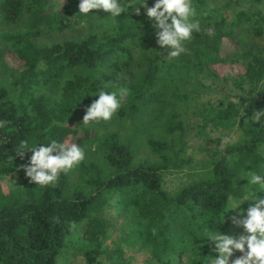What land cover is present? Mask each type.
Returning a JSON list of instances; mask_svg holds the SVG:
<instances>
[{"label": "trees", "instance_id": "1", "mask_svg": "<svg viewBox=\"0 0 264 264\" xmlns=\"http://www.w3.org/2000/svg\"><path fill=\"white\" fill-rule=\"evenodd\" d=\"M65 1L63 14L55 0H0V23L10 27L0 30V60L9 52L17 64L14 80L0 84V264H135L139 252L143 264L214 257L203 230L228 235L229 204L246 194L244 177L264 175V116L255 122L264 113V47L257 43L264 41V0H193L201 31L172 60L143 7L113 20L102 10L81 15L79 0ZM53 35L62 39L42 41ZM228 41L236 48L223 56ZM226 63L244 67L231 78L235 91L213 69ZM121 86L130 95L112 120L82 125L94 95ZM201 92L224 100L191 112L197 136L214 143L195 162L176 108ZM213 132L235 140L221 146ZM51 139L81 145L86 157L54 186L40 187L23 170L32 153L17 151L22 141ZM179 173L185 181L167 189L166 179ZM256 195L264 198V190Z\"/></svg>", "mask_w": 264, "mask_h": 264}, {"label": "clouds", "instance_id": "2", "mask_svg": "<svg viewBox=\"0 0 264 264\" xmlns=\"http://www.w3.org/2000/svg\"><path fill=\"white\" fill-rule=\"evenodd\" d=\"M144 14L157 29V44L167 51L166 59L172 60L185 54L188 50L186 43L193 38L194 33L201 31L200 13L194 6L193 0H155L154 6H148V0H79V14L87 16L92 10H102L109 13L113 20L126 13L131 8L137 15ZM130 95L127 86L118 87L113 91L100 90L98 99L94 100L83 116L82 125L92 122H109L123 107ZM264 113L255 115L259 122ZM0 121V127L3 126ZM235 138H225L224 142H234ZM32 155L28 165L23 166L30 183L40 187L54 186L61 174L76 169L86 157L85 149L77 143L61 142L51 139L47 143L29 146L22 141L17 154L23 156L24 150ZM246 194L229 204L230 210L239 209L233 217V223L243 229L242 234L230 236L205 228L202 237L211 244L213 256L203 257L201 264H264V198L256 195L258 190H264V175L256 172L247 177ZM245 201H253L245 210L240 206ZM229 212V211H227ZM226 212V213H227ZM217 221H224L225 214ZM236 252L240 255L233 259Z\"/></svg>", "mask_w": 264, "mask_h": 264}, {"label": "rangeland", "instance_id": "3", "mask_svg": "<svg viewBox=\"0 0 264 264\" xmlns=\"http://www.w3.org/2000/svg\"><path fill=\"white\" fill-rule=\"evenodd\" d=\"M65 5H66L65 0H55V2H54L55 9L58 10L59 12H62L63 14L65 12V10H64ZM80 24L77 23L74 26L75 31H80L79 30ZM19 25H23V22L20 23ZM1 28L7 29L10 27L2 26L0 23V30H1ZM76 33H78V32H76ZM68 34L71 35V32ZM72 35H73V33H72ZM54 38L55 39H62V37L58 38V36L53 35V37L49 36L48 38H44L42 41L43 42H49V40H52ZM240 40H241V45L246 44L249 40V35L246 34L244 36H241ZM257 43L261 44L262 47H264V41L263 40H261V41L259 40ZM235 48H236V44L233 41H228V42L223 44L222 49H221V53L223 54V56H225L227 53L234 50ZM16 67H17V64H16L15 59L12 56V54H10L9 52H5L3 59L0 60V84L1 85H6V83H8L9 81L14 80L15 74H16L15 73ZM213 69L219 76L228 78L225 85L223 84L224 89L227 92L228 91H235L234 87L232 85L231 78L241 76L244 73V67L241 64H229V63L219 64V65L214 66ZM211 81H212V79L208 80L207 84H210ZM217 85H218V83L216 82V83L212 84V87L217 88ZM222 99L224 100L223 96L221 94H217L216 92H214V93H211V92H203L202 93L201 92L195 98L188 100L183 105H179L176 108L177 110L184 112V115H185L184 118L187 122L188 129H189L188 133L186 134V140L188 142L187 154L192 156V158H194L195 162L201 161V160L209 157L211 154V151L214 148V143H213V141H204L202 138L197 136V131L195 128L196 123H194V120L191 119V116H190L191 112L195 108H199L202 105H205L206 103H212L214 105H218ZM210 135H211L212 139H217V138L222 139V141L220 142L221 146H225L226 144L229 143V142H224L225 138H227V137L224 138V135H227L226 132H223V133L213 132ZM229 135H230V137H233L236 135V133H231ZM262 154L264 155V147L262 148ZM141 155H143V154H141ZM145 157H147L146 154H145ZM183 177H185L183 173L174 174V175L169 176L166 179V188L169 190H174V189L178 188V186L185 181V179H183ZM242 206H240V207L244 209V207H246V204H243ZM238 212H239V209L231 210V214H230L231 224L228 228V235H230V236H237L238 237L243 232V229L241 227L236 226L232 220L233 217H236L238 215ZM239 255H240V253L236 252L233 259H235ZM134 260H135V264H143L145 257L143 254H141L139 252L138 254L135 255ZM63 264H81V261L70 259V260H67V262H64Z\"/></svg>", "mask_w": 264, "mask_h": 264}]
</instances>
